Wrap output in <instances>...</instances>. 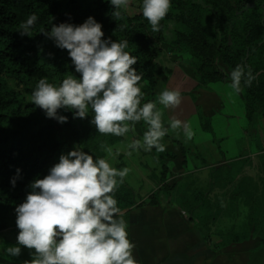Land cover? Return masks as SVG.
<instances>
[{
	"label": "trees",
	"instance_id": "trees-1",
	"mask_svg": "<svg viewBox=\"0 0 264 264\" xmlns=\"http://www.w3.org/2000/svg\"><path fill=\"white\" fill-rule=\"evenodd\" d=\"M33 12L38 20L32 35H21L17 28ZM89 15L102 23L105 36L129 40L128 50L137 56L134 67L143 73L140 82L144 84L143 101L157 100L155 89L162 72L158 57L165 30L174 22L181 28L174 31L173 44L189 53L198 85L224 81L228 77L226 69L247 65L255 79L251 86L242 83L245 115L253 128L264 117V0H172L156 32L142 14V2L132 13L127 9L117 18L109 0H0V238L4 245L16 243L19 230L14 209L30 191L29 183L47 174L62 152L79 145L96 157H106V148L124 137L100 133L89 122L90 116L74 118L69 110H60L69 117L60 123L47 117L31 101L40 78L59 83L70 72L80 75L67 50L57 47L40 30H50L52 24L65 21L79 24ZM63 129L71 133L75 146L60 136ZM161 153V156L173 155ZM259 159L264 169V155ZM17 168L21 172L12 186L10 178L16 175ZM169 173L162 162L157 189L140 201L124 178L114 195L125 219L129 220L133 207L144 203L157 205L164 195L168 203L188 212L196 225H208L212 216L201 210L210 206L209 191H191L186 184L169 185L166 183ZM235 188L239 191L242 186L237 184ZM245 220L247 230L228 232L223 243L244 240L252 233L261 238L264 248V196L252 197ZM29 252L22 247L18 257L0 254L13 264H22L23 260L31 259Z\"/></svg>",
	"mask_w": 264,
	"mask_h": 264
},
{
	"label": "clouds",
	"instance_id": "clouds-1",
	"mask_svg": "<svg viewBox=\"0 0 264 264\" xmlns=\"http://www.w3.org/2000/svg\"><path fill=\"white\" fill-rule=\"evenodd\" d=\"M133 0H109L113 16L120 18ZM172 0H142V14L153 32L167 15ZM38 20L35 12L17 28L21 35H32ZM59 48L66 49L79 77L70 72L59 83L46 77L38 80L31 101L49 118L64 123L69 117L60 110H69L74 118L90 116V123L104 134L125 136L136 133V124L143 121L147 129L142 139L134 138L127 145L132 151H165L163 138L168 128L182 129L190 139L194 133L187 121L170 118L168 127L163 111L181 103L178 88L165 87L158 100L143 101V73L134 65L137 56L129 49L128 39L105 36L102 23L89 15L82 23L60 22L50 30L41 29ZM231 87L240 91L255 79L252 69L237 64L229 73ZM143 101V102H142ZM59 110V111H58ZM108 157H96L76 145L59 155L47 174L37 176L28 185L25 199L16 205V243L4 245L0 252L10 258L20 256L22 247L30 250L31 259L22 264H140L134 256L135 242L129 237L128 221L114 195L129 173L128 167L113 166L119 149L107 148ZM21 170L10 178L15 186Z\"/></svg>",
	"mask_w": 264,
	"mask_h": 264
},
{
	"label": "crops",
	"instance_id": "crops-1",
	"mask_svg": "<svg viewBox=\"0 0 264 264\" xmlns=\"http://www.w3.org/2000/svg\"><path fill=\"white\" fill-rule=\"evenodd\" d=\"M174 56H170L173 64L160 63L162 72L155 92L158 100L163 88H178L182 93L181 103L168 109L158 103V107L163 111L166 127L170 118H179L190 124L194 135L188 139L182 129L169 127L162 142L166 145L164 152L172 156H161L155 147L128 155V147L120 149L117 144L126 140L128 145L134 138L142 139L147 124L140 121L135 135L129 132L111 145L114 153L119 149L113 164L130 169L125 177L129 184L130 178L134 183L137 178V183H144L146 179L149 193L138 199L140 201L157 189L161 163H165L170 170L167 184H195L201 187L197 190L209 191L210 206L201 212L207 211L212 219L208 225H196L188 212L168 203L164 195L157 205L144 203L133 207L129 212L128 231L136 245L134 256L140 264H264V248L259 236L251 233L244 240L223 243L228 232L247 230V199H251L256 184L251 171L258 170V158L264 155V117H260L255 128L250 125L245 115L243 88L236 91L231 87L229 70L226 69L228 77L224 81L198 85L194 68ZM175 65L182 68H174ZM149 167L152 179L148 171L143 175L139 173L140 168ZM240 168L248 170V176L237 175ZM188 178L196 180L188 181ZM237 184L242 186L239 191L235 188ZM221 186H226L227 192ZM221 191L223 195L219 194ZM215 196L229 202L245 199L246 203L241 205L240 201L239 208L232 205L217 209L213 204ZM224 217L231 221L221 224ZM0 264L13 263L1 257Z\"/></svg>",
	"mask_w": 264,
	"mask_h": 264
},
{
	"label": "rangeland",
	"instance_id": "rangeland-1",
	"mask_svg": "<svg viewBox=\"0 0 264 264\" xmlns=\"http://www.w3.org/2000/svg\"><path fill=\"white\" fill-rule=\"evenodd\" d=\"M142 2V0H133L132 4L129 6L128 10L132 13L134 8L136 7V5L140 4ZM181 28V26L179 24H175L174 22H170L167 29L165 30V36H164V41L162 42V51L158 57V61L162 64H165V65H171L173 64L174 60L172 59V57L170 56H174V55H171L172 54H176L178 53L177 55L174 56V58H177L178 57V60H181L184 62V64L188 65V67H192L193 66L189 63L191 62L190 61V55L189 53L183 51V50H179L177 49V47L173 44V39H174V31ZM168 68V67H166ZM174 68H182L181 66L178 67L175 65ZM224 68H226V66H224ZM141 87H142V90H143V87H144V84L141 83ZM60 136L64 139H66L67 141H69L70 143H72L74 146H75V143H74V140L71 136V133L66 130V129H63L61 130L60 132ZM117 146L120 148V149H124L125 146L127 147V143H126V140L125 141H120L118 142ZM110 147V146H109ZM108 147V148H109ZM112 148V146H111ZM107 152V150H106ZM108 152H107V157H108ZM246 161V159H243V162ZM118 165V164H117ZM117 165L113 164V166L119 168ZM262 164V160L258 158V170H252V174H253V177L256 179V184L254 185V188H255V191H254V194L253 196H256L258 198H263L264 196V172L262 171V167H261ZM264 170V169H263ZM149 172L150 174L152 173V168H140L139 169V173L140 174H144V172ZM237 175L239 173H243V176L241 175V178H244L245 176H248V170H245V169H238L237 170ZM250 176V175H249ZM139 178H137L135 180L136 183H134L131 178L129 180L130 182V186L132 187V189L134 190V193L136 195V198L137 199H140L141 197H144L146 196L148 193H149V189H148V183L145 179L144 183H137ZM196 179H192V178H188V181H195ZM188 187L189 190H196V189H200V185H195V184H191V185H186ZM225 187V188H224ZM221 189H223L224 191L227 192V188L226 186H221ZM151 191V190H150ZM224 191H221L219 192L220 195H223ZM218 194V193H217ZM252 196V197H253ZM252 197L251 199H247V203L249 204V202L251 203L252 201ZM225 199V200H224ZM222 198V196L218 197V196H215L214 198V201H213V204L214 206L217 208V209H221V208H224V207H228V206H232V205H235L237 208H239V203L241 201V205H245L246 201L245 199H242L240 201H227L226 198ZM177 200V199H176ZM228 221H231V219L229 218H221V224H225L226 222ZM0 242H1V238H0ZM1 254H0V258H1ZM3 258V257H2Z\"/></svg>",
	"mask_w": 264,
	"mask_h": 264
}]
</instances>
